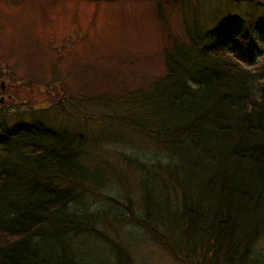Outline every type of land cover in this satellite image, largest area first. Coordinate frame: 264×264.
I'll use <instances>...</instances> for the list:
<instances>
[{
    "label": "trees",
    "instance_id": "trees-1",
    "mask_svg": "<svg viewBox=\"0 0 264 264\" xmlns=\"http://www.w3.org/2000/svg\"><path fill=\"white\" fill-rule=\"evenodd\" d=\"M195 1L182 3V34L169 37L163 74L82 98L110 107L101 121L166 151L151 164L126 158L140 171L139 215L121 190L97 207L81 203L109 177L90 162L86 130L10 123L34 108L0 105V264H103L75 250L82 235L109 243L120 264L123 244L106 229L129 219L189 264H264L254 248L264 238V0H246L244 11L218 6L209 19ZM261 54L254 67L242 63ZM74 111L66 119L77 120Z\"/></svg>",
    "mask_w": 264,
    "mask_h": 264
},
{
    "label": "rangeland",
    "instance_id": "rangeland-1",
    "mask_svg": "<svg viewBox=\"0 0 264 264\" xmlns=\"http://www.w3.org/2000/svg\"><path fill=\"white\" fill-rule=\"evenodd\" d=\"M194 1L0 0V105L16 103L18 114L26 106L34 108L35 115L23 110L22 118L14 116L10 123L41 119L54 130L64 124L86 130L84 147L90 162L100 161L109 177L103 191L91 193L81 203L97 207L107 201L106 195L118 200L115 194L121 190L135 201L133 212L141 211L140 171L128 165L126 158L151 164L163 159L166 151L150 137L123 124L109 118L101 121L99 113L109 114L110 107L82 98L146 86L163 74V51L169 37L182 34V3L190 7L197 5ZM245 1L201 0L200 7L204 18L209 19L218 6L223 13L228 7L244 11ZM263 54L242 63L254 67ZM64 106H69V112L62 113ZM74 109L77 120L66 119ZM117 223L106 232L123 244L124 261L118 263L189 264L151 238L141 222L129 219ZM75 243L78 254L91 262L116 261V251L95 236H79ZM254 248L264 251L263 237L257 239Z\"/></svg>",
    "mask_w": 264,
    "mask_h": 264
}]
</instances>
